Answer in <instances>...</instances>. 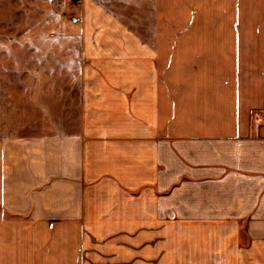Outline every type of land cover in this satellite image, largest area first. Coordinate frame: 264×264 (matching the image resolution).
Listing matches in <instances>:
<instances>
[{
	"label": "crops",
	"instance_id": "0c3cea01",
	"mask_svg": "<svg viewBox=\"0 0 264 264\" xmlns=\"http://www.w3.org/2000/svg\"><path fill=\"white\" fill-rule=\"evenodd\" d=\"M75 1L0 136V264H264V0Z\"/></svg>",
	"mask_w": 264,
	"mask_h": 264
},
{
	"label": "rangeland",
	"instance_id": "374dc122",
	"mask_svg": "<svg viewBox=\"0 0 264 264\" xmlns=\"http://www.w3.org/2000/svg\"><path fill=\"white\" fill-rule=\"evenodd\" d=\"M69 1L75 5L79 3L75 0H0V136L11 132L13 106L20 118L40 116L27 103L29 95L39 97L27 92L28 85L34 84L35 77L29 76L32 71L75 68L79 63L65 61L64 57L54 54V47L59 49L60 40L76 35L60 22L64 17L61 9ZM73 20L70 14L64 19L65 22ZM44 40L52 45L43 43ZM243 240L247 243L245 238Z\"/></svg>",
	"mask_w": 264,
	"mask_h": 264
}]
</instances>
